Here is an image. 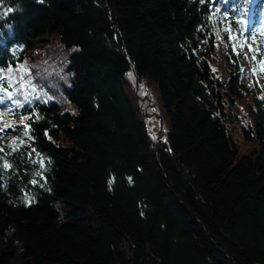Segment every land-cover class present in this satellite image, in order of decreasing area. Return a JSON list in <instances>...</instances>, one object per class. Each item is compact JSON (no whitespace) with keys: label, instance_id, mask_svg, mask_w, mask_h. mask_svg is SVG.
Listing matches in <instances>:
<instances>
[{"label":"trees","instance_id":"1","mask_svg":"<svg viewBox=\"0 0 264 264\" xmlns=\"http://www.w3.org/2000/svg\"><path fill=\"white\" fill-rule=\"evenodd\" d=\"M263 11L0 0V264H264V79L246 38ZM53 42L43 82L62 62L56 92L75 114L35 91L30 54ZM153 88L160 137L143 108Z\"/></svg>","mask_w":264,"mask_h":264},{"label":"rangeland","instance_id":"2","mask_svg":"<svg viewBox=\"0 0 264 264\" xmlns=\"http://www.w3.org/2000/svg\"><path fill=\"white\" fill-rule=\"evenodd\" d=\"M247 32L248 35H246V38H250L252 42V46L249 52V56L251 59L250 61L253 62L254 67L259 69L261 77L264 79V12L262 13V19L259 22V27H256L255 29L247 28ZM52 44L47 47L48 49L44 48L42 50L34 51L30 54L35 62L37 61V65L34 66V78H37L41 83V85L39 84V82L38 84L36 83L37 87L35 91L40 96L41 101H55L59 103L62 111H68L72 114H75L77 111L75 106L66 99L63 92H56L60 87H62L60 83H64L66 86L69 85L70 75L68 72H63L64 64H62V62L58 64V67H55L56 71L54 72V78L57 80V82L53 83L54 87L52 88L51 86L43 82V79L45 81L53 82V75L45 73L42 67V59L48 55L47 52H49L50 56L54 54L52 51L55 49L56 43L53 42ZM47 69L50 71L51 68ZM259 79V76H257L256 81H258ZM153 90L154 91L152 93V98L150 97L148 99L147 96H144L143 100H146L147 103L143 108L145 111L148 109L147 112H149L147 113V115L151 133L155 136L160 137L163 136V133L166 130V126H168V119L162 108V104L159 100L156 88H153ZM231 129L233 137L237 141L240 151L242 153L248 152L252 148V145L245 140L240 125L234 123L231 125Z\"/></svg>","mask_w":264,"mask_h":264},{"label":"snow or ice","instance_id":"3","mask_svg":"<svg viewBox=\"0 0 264 264\" xmlns=\"http://www.w3.org/2000/svg\"><path fill=\"white\" fill-rule=\"evenodd\" d=\"M39 2H43V0H39ZM201 2H204V0H201ZM129 76L131 77L132 76V73L130 72L129 73ZM4 101H3V98H0V103H3ZM17 103V106L19 107V106H21L20 104H19V102L17 101L16 102ZM7 111L9 112V113H13V109L12 108H9V109H7ZM5 139V137L4 136H0V141H3ZM12 143L14 144L15 143V139H13V141H12ZM9 147H11V146H9ZM13 150H15V149H13ZM4 152V148H2V147H0V153H3ZM3 160V156H0V161H2ZM10 165H8L7 163H4V164H2V165H0V170H2V168L3 167H9Z\"/></svg>","mask_w":264,"mask_h":264},{"label":"bare ground","instance_id":"4","mask_svg":"<svg viewBox=\"0 0 264 264\" xmlns=\"http://www.w3.org/2000/svg\"><path fill=\"white\" fill-rule=\"evenodd\" d=\"M248 28H250V26Z\"/></svg>","mask_w":264,"mask_h":264}]
</instances>
